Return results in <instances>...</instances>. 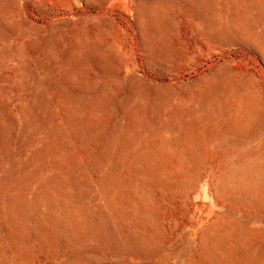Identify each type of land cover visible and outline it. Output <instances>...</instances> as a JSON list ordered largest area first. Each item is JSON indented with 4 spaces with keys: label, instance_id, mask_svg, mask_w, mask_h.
I'll list each match as a JSON object with an SVG mask.
<instances>
[{
    "label": "rangeland",
    "instance_id": "374dc122",
    "mask_svg": "<svg viewBox=\"0 0 264 264\" xmlns=\"http://www.w3.org/2000/svg\"><path fill=\"white\" fill-rule=\"evenodd\" d=\"M0 264H264V0H0Z\"/></svg>",
    "mask_w": 264,
    "mask_h": 264
}]
</instances>
